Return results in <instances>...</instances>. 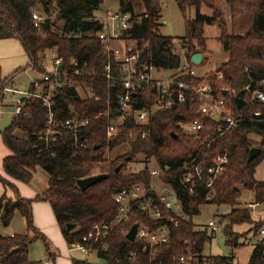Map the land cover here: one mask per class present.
<instances>
[{"label":"trees","instance_id":"16d2710c","mask_svg":"<svg viewBox=\"0 0 264 264\" xmlns=\"http://www.w3.org/2000/svg\"><path fill=\"white\" fill-rule=\"evenodd\" d=\"M102 1L0 0V40L16 39L28 62L6 76L0 66V97L3 88L14 82L13 77L19 71L31 68L41 73L43 68L39 63L43 56L56 47L67 72L65 85L50 86L45 93L53 102V119L60 122L73 116L89 118L88 125L80 129L76 136L56 124L54 132L46 134L47 109L42 99L30 97L24 102L25 115L12 117L1 131L2 142L9 151L2 161L4 175L29 183L33 171L40 166L48 172V184L41 194L27 198L20 196L8 178L0 175L3 187H9L14 192V197L4 193L0 195V225H5L4 221L8 224L16 213L25 223L24 233H0V264H46L28 256V246L36 239L43 241L50 256L46 236L33 223L32 204L35 200L49 203L68 245L80 241L94 224L111 223L117 213L114 194L124 187L150 180L147 165L139 171L127 169V164L135 161L136 155H142L145 160L152 157L157 165L169 166L163 178L172 183L189 214V219L174 228L170 241L162 246L161 256L164 259L170 260L188 251L202 253L205 242L212 235L206 227L196 229L193 217L199 213L201 205L211 203L230 206V211L217 221L219 230L225 235V243L233 250L246 241L249 243L248 234L252 233L255 241L247 264H263L264 235L257 239L256 234L264 227V219L254 218L252 210L241 206L238 198L240 188H243L251 191L253 202L264 205V180L255 178L256 168L264 159V101L251 99L250 92L245 89L249 86L264 92V0H224L230 12L228 24L208 0H174L184 18L185 32L180 42L185 50V60L193 64L191 55L208 49L204 30L206 24H217L218 40L226 53V59L218 62L209 76L181 75L175 79V82L195 84L210 82L213 91L224 98L228 110L239 119L237 128L225 130L210 143L194 141L182 131V123L199 117L198 100L191 102L189 99L172 108L154 112L152 137L141 138L144 128L134 122L120 126L114 137H106L109 117L105 110L109 107L111 116H115L118 110L103 75L104 65L111 57L95 34L103 28V22L94 14ZM118 3L119 11L131 15L130 26L123 31L124 38L135 40L142 50V57L149 58L155 67L176 68L181 57L172 49L175 39L160 32L161 0H118ZM203 4L211 7L212 13H201ZM33 9L43 17L37 24L32 18ZM191 9L195 10L193 17L189 16ZM74 60L82 69L80 74H75L74 67L69 64ZM59 78L64 77L60 74ZM260 79L263 83L259 85ZM29 89L35 90L32 82ZM155 95L150 87H145L136 93L132 102L137 108L147 107ZM236 96L245 100L240 108L235 102ZM98 112L102 115L94 117ZM208 124L214 122L208 120ZM212 133L215 132L210 131ZM122 147V153L113 157L109 155L110 151ZM252 147H259L260 151L247 161ZM205 152L209 155L227 152L229 158L226 169L215 181L209 199H205L202 186L196 187L191 194L187 193L180 182L178 170L182 161ZM99 173L107 176L84 190L78 186V179ZM139 217L144 218V215L134 212L125 223L114 225L102 239L106 247L96 246L95 255L104 264H147V249L143 250L137 241L125 237ZM243 223L249 224L248 229L241 232L233 230L234 225ZM67 224H75V228L67 230ZM131 252H135L134 257H131ZM203 256L207 264H232L234 258L233 254ZM71 264L95 263L86 259H71Z\"/></svg>","mask_w":264,"mask_h":264},{"label":"built area","instance_id":"2783aa9c","mask_svg":"<svg viewBox=\"0 0 264 264\" xmlns=\"http://www.w3.org/2000/svg\"><path fill=\"white\" fill-rule=\"evenodd\" d=\"M32 18L37 24L43 17L36 9H33ZM100 20L103 22V28L95 34L102 42L104 51L111 57L104 65L103 75L107 81V89L113 94L118 110L115 116H111L109 107L105 110L109 117L105 129L107 138L114 137L120 126H126L128 122H134L135 125L144 128L140 133L141 138L152 137L154 112L158 109L172 108L178 103L186 102L187 99L191 102L196 100L199 102V117L181 124L183 133L190 139L200 143H210L225 130L237 128L239 119L228 110L224 98L213 91L210 82L205 81L200 84L175 82V79L181 75H195L194 63L191 64L185 60L181 67L180 64L176 67L179 70L175 75L167 79H159L153 75V71L159 68L155 67L149 58L142 57V50L138 48L135 40L124 38L123 31L131 23L130 13L107 9L103 19ZM49 57L45 53L43 61L39 63L43 71L40 79L32 81L35 90L17 89L12 83L3 88L0 101L2 102L4 97L10 94L16 96L11 102L14 108L13 117H15L25 115L23 106L28 98H40L47 109L46 134L54 132L53 128L56 124L72 131L76 136L80 129L88 125L89 118L73 116L60 122L53 119V102L45 93L50 86L65 85L67 67L62 57L57 55L56 47L49 50ZM48 58L50 59L49 69L46 68L44 61ZM69 64L74 67L75 74L82 72L76 60ZM60 74L64 78H59ZM52 76L54 79H51ZM262 83L263 79H260L258 84ZM145 87H150V91L156 92V95L150 106L137 108L132 102L133 97ZM245 89L250 92L251 99L264 101V92L260 88L250 89L246 86ZM3 103L0 104V113ZM100 115L102 113L98 112L93 116L99 117ZM208 120L213 121L214 124H208ZM210 131L215 133L210 134ZM148 160L153 161L152 166L147 165L150 180L147 183H137L117 191L113 196L117 205V213L112 222L94 224L80 241L68 247V251L78 249L86 256L96 254L97 245H100L102 249L106 247L102 239L109 234L114 225L125 223L134 212H141L144 218L139 217V220L135 222L137 230L133 241L141 244L143 250L147 249V264H207L202 253L192 254L188 251L177 257L173 256L170 260L161 256L162 246L170 241L174 228L189 219V214L184 209L182 201L179 200L172 183L163 178L169 166L157 165L152 157ZM228 160L227 152H218L214 155L206 152L201 155L196 154L190 160L181 162L178 169L180 182L190 194L195 192L196 187H204L205 199H209L214 191L215 181L226 169ZM259 205L249 202L245 206L251 208L253 212L254 208ZM206 229L213 236L219 230V223L210 219L207 221ZM262 235H264V227L259 229L256 238H261ZM130 255L134 257L135 252H131ZM47 264L54 263L48 262Z\"/></svg>","mask_w":264,"mask_h":264},{"label":"rangeland","instance_id":"374dc122","mask_svg":"<svg viewBox=\"0 0 264 264\" xmlns=\"http://www.w3.org/2000/svg\"><path fill=\"white\" fill-rule=\"evenodd\" d=\"M215 12H218L221 15V18L229 23V8L224 0H208L207 1ZM161 16L159 18L162 25L160 26V32L164 35L174 37V43L172 45V49L175 53H177L180 57V67L185 63V50L181 45L180 37L184 35V18L179 11V8L174 0H161ZM118 0H103L98 8L94 11L95 16L99 19H103L105 11L107 9H111L113 11H118ZM201 13L210 14L212 13V8L203 4L200 9ZM195 15V10L191 9L189 16L193 17ZM205 36L206 43L208 49L204 52H200L202 54L203 62L193 65V68L196 71V75H206L209 76L210 73H213V69L217 66L218 62L226 59V53L222 50L221 44L218 40L219 29L217 24H206L205 25ZM7 40V39H2ZM6 52V51H5ZM199 52V51H198ZM47 57H49V50L46 51ZM3 58V55L6 53L0 52ZM50 58V57H49ZM45 59L46 68L50 67V59ZM201 59V60H202ZM43 61V60H42ZM41 61V62H42ZM179 68H159L158 70L153 71V75L159 79H167L175 75L178 72ZM42 74L40 72L34 71L31 68H27L25 70L19 71L13 77V86L17 89H28L30 83L34 79H40ZM16 96L10 94L5 96L3 101V106L1 107L2 112L0 113V162L3 161L6 149L5 145L2 142L1 131L10 123V120L13 117L14 108L11 105L12 100ZM0 101V104H2ZM19 136H24L23 133H17ZM123 147L110 151L109 155L111 157L116 154L122 153ZM135 161L129 162L127 164V169L130 171H138L144 165L152 166V160H145L142 155H136ZM255 178L257 180H264V159L257 166L255 172ZM23 183V182H22ZM48 184V172L42 167H36L33 171L32 178L29 183H24L22 186L25 187V190H31L33 192L34 198L37 194H41L42 191L47 187ZM241 195L238 198V201L241 206H245L249 202H253V196L251 191L240 188ZM20 192V190H19ZM29 192V191H28ZM20 196L25 197V193H19ZM28 198V197H27ZM33 202L46 203L45 200H35ZM34 203V204H35ZM48 203V202H47ZM33 204V208H34ZM49 207L51 211V219H49ZM251 209V208H250ZM230 211V206L228 204H222L220 206H216L211 203H205L200 206L199 213L194 215L193 223L196 229H203L207 225V221L210 219H214L218 221L222 215H225ZM34 214V209H33ZM252 216L256 219H264V205H259L254 208L252 212ZM37 220L43 225L44 228H38L47 238L49 245V253L50 256L44 246V243L41 239H36L32 241L28 246V256L32 260H42L46 264L48 262H54V264H71V259L75 260H88L91 263L95 264H104V261L99 258L95 254H89L88 256L84 255V253L78 249H73L68 251V247L70 245L66 244L63 239L61 232L55 222L54 215L52 210L48 205L42 206V209L37 212ZM34 226L38 227V225L33 221ZM249 224L243 223L240 225H234L233 230L241 232L248 229ZM25 232V223L24 219L20 214L16 213L11 221L8 224L0 225V233L2 235H10L13 233H24ZM248 238L250 239L249 243L246 241L245 244L239 245L233 250L225 243V235L222 230H218L216 234L212 236L210 240H207L202 249V255H230L233 254V262L232 264H247L249 255L252 250V243H254L255 238L252 233L248 234ZM52 256V257H51ZM264 264V263H263Z\"/></svg>","mask_w":264,"mask_h":264},{"label":"crops","instance_id":"0c3cea01","mask_svg":"<svg viewBox=\"0 0 264 264\" xmlns=\"http://www.w3.org/2000/svg\"><path fill=\"white\" fill-rule=\"evenodd\" d=\"M6 51V52H5ZM0 52H4L6 53L5 55H3V58H0V66H1V71L2 74L4 76L12 73L14 70H16L19 67H23L25 66L28 62H27V57L21 47V45L19 44V42L14 39V38H10L7 40H0ZM0 56H2L0 54ZM14 83V82H13ZM5 151V155L6 156L9 151L6 149H4ZM0 175L8 178V180L13 184L14 187L17 188L18 192L20 190V194L21 193H25V197H31L33 195V192L31 190L26 191L25 187H23L22 185L24 183L14 180V179H10L9 177L5 176L2 170V162H0ZM6 194V196L8 197H14V192L11 188L7 187L4 188L3 185L0 182V195L1 194ZM33 197V196H32ZM35 202H33L34 204ZM33 204H32V212L34 209V214H33V221L38 225L37 228H44V226H41V223L39 222V220H37V212L40 213L42 206H46V204L48 205V203H39L37 204V202L34 204V208H33ZM48 211H49V219L52 220L51 218V211L49 209V207L47 206Z\"/></svg>","mask_w":264,"mask_h":264},{"label":"water","instance_id":"95a60500","mask_svg":"<svg viewBox=\"0 0 264 264\" xmlns=\"http://www.w3.org/2000/svg\"><path fill=\"white\" fill-rule=\"evenodd\" d=\"M201 59H202V54L200 52H196V53H193L191 55V61L194 64L200 63ZM224 93H225V91H224ZM235 102H236L238 108H240L241 106H243L245 104V100L238 97V96L235 97ZM173 137H176V135H173ZM259 151H260L259 147H252L248 153L247 161H251L255 156L258 155ZM119 168H120V165L117 166L116 171H118ZM106 176H107V174L99 173V174L91 175V176H88V177H85L82 179H78L77 183H78V186L84 190V189L88 188L89 186L93 185L94 183H96L97 181L104 179ZM4 223L6 224V221H4ZM73 228H75V224H67L66 225L67 230H71ZM136 230H137V224L133 223L130 226L127 233L125 234V237L128 240L133 241L135 238Z\"/></svg>","mask_w":264,"mask_h":264}]
</instances>
